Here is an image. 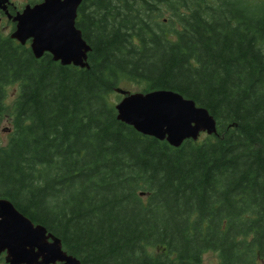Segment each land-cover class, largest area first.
I'll return each instance as SVG.
<instances>
[{
    "label": "trees",
    "instance_id": "trees-1",
    "mask_svg": "<svg viewBox=\"0 0 264 264\" xmlns=\"http://www.w3.org/2000/svg\"><path fill=\"white\" fill-rule=\"evenodd\" d=\"M75 26L88 68L0 34V198L79 264H264V0H82ZM127 83L192 99L217 132H137L109 99Z\"/></svg>",
    "mask_w": 264,
    "mask_h": 264
},
{
    "label": "water",
    "instance_id": "water-1",
    "mask_svg": "<svg viewBox=\"0 0 264 264\" xmlns=\"http://www.w3.org/2000/svg\"><path fill=\"white\" fill-rule=\"evenodd\" d=\"M82 0H42L17 11L10 34L20 44L28 40L35 58L49 53L61 65L88 68L90 46L75 26ZM9 0H0L5 9ZM122 97L115 103L116 117L137 132L165 140L179 147L185 140H197L200 133L217 132L216 120L192 99L172 90L130 92L116 87ZM7 264H79L68 254L61 240L40 224H34L12 202L0 198V254Z\"/></svg>",
    "mask_w": 264,
    "mask_h": 264
},
{
    "label": "rangeland",
    "instance_id": "rangeland-1",
    "mask_svg": "<svg viewBox=\"0 0 264 264\" xmlns=\"http://www.w3.org/2000/svg\"><path fill=\"white\" fill-rule=\"evenodd\" d=\"M30 1H35V0H11L15 8L18 10L22 9L24 5L28 4ZM5 31H8V30H5ZM120 87L123 89L129 90L131 92L137 91V87L131 83L124 84ZM18 92H19L18 84H12V85L7 86L6 97L4 100L5 105L7 107L10 108L12 106L13 102L15 101L18 95ZM120 98L121 97L117 92H113L109 95V99L114 103L117 102ZM11 129H12V126L10 123L9 116H5L0 122V140L2 142H7L9 135L11 133ZM203 137H204V134H201L199 138L201 139ZM202 260H203V264H217L218 263L217 253L214 251H206L202 255ZM0 264H5V263L3 260L2 261L0 260Z\"/></svg>",
    "mask_w": 264,
    "mask_h": 264
},
{
    "label": "flooded vegetation",
    "instance_id": "flooded-vegetation-1",
    "mask_svg": "<svg viewBox=\"0 0 264 264\" xmlns=\"http://www.w3.org/2000/svg\"><path fill=\"white\" fill-rule=\"evenodd\" d=\"M17 11L19 10L15 8L11 0H9L8 6L5 9L0 8V34L9 35L10 37V34L15 29L16 23L14 22L13 18L15 14L17 13ZM5 30H8V31H5ZM12 40L18 43L16 40L14 39ZM1 257H3V255Z\"/></svg>",
    "mask_w": 264,
    "mask_h": 264
}]
</instances>
